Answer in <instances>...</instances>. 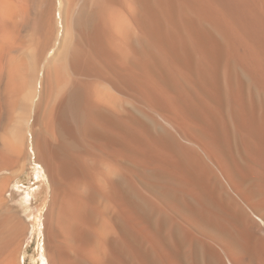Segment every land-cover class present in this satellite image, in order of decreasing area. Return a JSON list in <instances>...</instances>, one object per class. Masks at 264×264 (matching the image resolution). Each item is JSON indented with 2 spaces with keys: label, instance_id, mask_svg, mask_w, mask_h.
Wrapping results in <instances>:
<instances>
[{
  "label": "bare ground",
  "instance_id": "bare-ground-1",
  "mask_svg": "<svg viewBox=\"0 0 264 264\" xmlns=\"http://www.w3.org/2000/svg\"><path fill=\"white\" fill-rule=\"evenodd\" d=\"M28 150L42 264H264V0H0V264Z\"/></svg>",
  "mask_w": 264,
  "mask_h": 264
},
{
  "label": "rangeland",
  "instance_id": "rangeland-1",
  "mask_svg": "<svg viewBox=\"0 0 264 264\" xmlns=\"http://www.w3.org/2000/svg\"><path fill=\"white\" fill-rule=\"evenodd\" d=\"M32 153L28 150L23 172L10 180L3 195L5 208L12 211L25 228L22 237V246L25 250L21 256L22 264H42L44 243L42 223L50 206L49 186L39 173L40 167L34 162ZM3 175L9 173L0 172V178ZM27 258L30 260H26Z\"/></svg>",
  "mask_w": 264,
  "mask_h": 264
}]
</instances>
